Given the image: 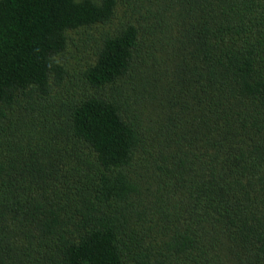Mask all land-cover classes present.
I'll list each match as a JSON object with an SVG mask.
<instances>
[{"label":"trees","instance_id":"obj_1","mask_svg":"<svg viewBox=\"0 0 264 264\" xmlns=\"http://www.w3.org/2000/svg\"><path fill=\"white\" fill-rule=\"evenodd\" d=\"M0 0V264H264V0Z\"/></svg>","mask_w":264,"mask_h":264},{"label":"rangeland","instance_id":"obj_2","mask_svg":"<svg viewBox=\"0 0 264 264\" xmlns=\"http://www.w3.org/2000/svg\"><path fill=\"white\" fill-rule=\"evenodd\" d=\"M156 0H150L149 3H154ZM164 0H160V2H163Z\"/></svg>","mask_w":264,"mask_h":264}]
</instances>
